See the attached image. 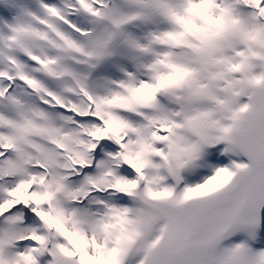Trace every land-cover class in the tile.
I'll return each mask as SVG.
<instances>
[{
  "label": "snow or ice",
  "instance_id": "1",
  "mask_svg": "<svg viewBox=\"0 0 264 264\" xmlns=\"http://www.w3.org/2000/svg\"><path fill=\"white\" fill-rule=\"evenodd\" d=\"M0 264H264V0H0Z\"/></svg>",
  "mask_w": 264,
  "mask_h": 264
}]
</instances>
